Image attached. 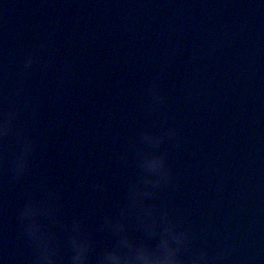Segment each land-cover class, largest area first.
<instances>
[{"label":"water","instance_id":"95a60500","mask_svg":"<svg viewBox=\"0 0 264 264\" xmlns=\"http://www.w3.org/2000/svg\"><path fill=\"white\" fill-rule=\"evenodd\" d=\"M0 122V264H264V0H0Z\"/></svg>","mask_w":264,"mask_h":264},{"label":"clouds","instance_id":"9594fccd","mask_svg":"<svg viewBox=\"0 0 264 264\" xmlns=\"http://www.w3.org/2000/svg\"><path fill=\"white\" fill-rule=\"evenodd\" d=\"M27 62L29 65H31L32 60L29 59ZM0 130H2L4 133L7 132V122H0ZM26 151H27V149H26ZM26 165H27L26 158H22L18 162V169L20 171H23V170H25ZM159 165H160V161H158V160H153V161L149 162V166L152 168L159 167ZM26 214H32V210L28 209ZM28 230H29V232L35 234V225L30 226ZM83 251L84 250H83L82 246L78 248V253L74 258V264H83V262H84ZM44 259L46 261V264H53L51 257L46 256ZM111 259H112V264H121L119 257L113 256V257H111ZM144 264H181V262L178 259H176V257L174 255L170 254V255L166 256L164 259L159 260V261L145 260Z\"/></svg>","mask_w":264,"mask_h":264}]
</instances>
